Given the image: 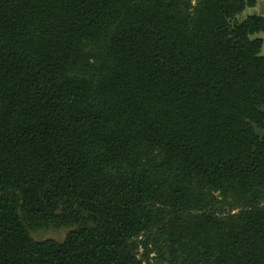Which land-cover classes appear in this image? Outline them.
I'll list each match as a JSON object with an SVG mask.
<instances>
[{
	"label": "trees",
	"instance_id": "1",
	"mask_svg": "<svg viewBox=\"0 0 264 264\" xmlns=\"http://www.w3.org/2000/svg\"><path fill=\"white\" fill-rule=\"evenodd\" d=\"M262 1L0 0V264H264Z\"/></svg>",
	"mask_w": 264,
	"mask_h": 264
},
{
	"label": "rangeland",
	"instance_id": "2",
	"mask_svg": "<svg viewBox=\"0 0 264 264\" xmlns=\"http://www.w3.org/2000/svg\"><path fill=\"white\" fill-rule=\"evenodd\" d=\"M193 2H195V0H192ZM231 205H233L235 211L240 210L244 207V203L241 201H233L231 199H229L228 201H223L222 205H220L218 208L222 209L224 212H228L231 209ZM260 205H264V200L260 203ZM70 229L69 228H65V227H61V228H56V227H52V226H48V227H41L38 229H33L31 230V236L34 240H47V239H52L55 240L57 242H61L66 234L68 233ZM150 250H151V257H156L157 254L155 253V247L154 246H149ZM153 259V258H152ZM164 259V258H162Z\"/></svg>",
	"mask_w": 264,
	"mask_h": 264
},
{
	"label": "crops",
	"instance_id": "3",
	"mask_svg": "<svg viewBox=\"0 0 264 264\" xmlns=\"http://www.w3.org/2000/svg\"><path fill=\"white\" fill-rule=\"evenodd\" d=\"M247 13H256L264 17V1L259 2L255 8L248 9Z\"/></svg>",
	"mask_w": 264,
	"mask_h": 264
},
{
	"label": "water",
	"instance_id": "4",
	"mask_svg": "<svg viewBox=\"0 0 264 264\" xmlns=\"http://www.w3.org/2000/svg\"><path fill=\"white\" fill-rule=\"evenodd\" d=\"M252 39H260L262 41V46H261V50H260V53H259V56L260 57H264V32H261V33H258V34H255L251 37ZM256 129V128H255ZM256 131L258 133H261L260 130L256 129Z\"/></svg>",
	"mask_w": 264,
	"mask_h": 264
}]
</instances>
